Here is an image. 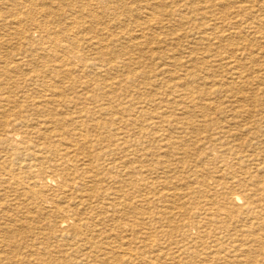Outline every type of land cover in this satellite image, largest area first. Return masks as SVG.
I'll return each instance as SVG.
<instances>
[{"label":"bare ground","instance_id":"1","mask_svg":"<svg viewBox=\"0 0 264 264\" xmlns=\"http://www.w3.org/2000/svg\"><path fill=\"white\" fill-rule=\"evenodd\" d=\"M182 8L180 0H0V264H264L246 242L264 246V108L236 112L241 137L231 148L233 133L205 119L215 135L206 158L223 161L214 175L198 160L189 200L179 195L189 167L182 173L170 158L191 152L189 125L201 134L186 103L210 111L202 73L221 57L236 80L225 94L264 83L263 65L240 62L264 59L243 35L261 34L260 22L249 13L245 29L217 21L189 30ZM156 172L174 173L176 187L150 181ZM257 227L261 234L241 238Z\"/></svg>","mask_w":264,"mask_h":264},{"label":"rangeland","instance_id":"2","mask_svg":"<svg viewBox=\"0 0 264 264\" xmlns=\"http://www.w3.org/2000/svg\"><path fill=\"white\" fill-rule=\"evenodd\" d=\"M191 0H180V2H181V4L183 5V8H182V10H181V12L183 13V15H184V17H185V19H184V21H185V23H188L187 25H186V27H185V29H193V28H197V25H201V24H203V25H209V26H212L214 23H216L217 21L219 22V24L221 25V22H224V23H226V26H225V28H229V26H238V23H242V24H240L239 25V28H241L242 26L241 25H243V27L241 28V29H245L246 27H247V24H248V20H245V21H243L241 18H245V16L246 15H248L249 13L252 15L251 16V18H250V21L251 22H253V21H255L256 20V22H260V27H259V29H261V30H259L260 32H262L261 34H253L252 35V37H250V36H248V33L246 32V31H248V29L246 28L245 29V31H243V35H244V33H245V35H246V37L248 38V39H250V41H248V43L250 44V47H251V49H252V53H254L255 52V55H258V53L261 51H259L258 49L259 48H264V0H222V1H220V0H192L191 2H190ZM196 1V2H195ZM237 1V2H236ZM240 1H242L241 3H239ZM247 1V2H246ZM260 1V2H259ZM262 1V2H261ZM183 2V3H182ZM211 2V3H210ZM220 2V3H219ZM226 2V4H224ZM229 2V3H228ZM235 3L233 6H232V4L233 3ZM253 2V3H252ZM258 2V3H257ZM188 3H189V5H188ZM192 3V4H191ZM200 3V4H199ZM213 3H214V5H213ZM238 3L240 4V6L238 5ZM244 3H245V5H244ZM261 3V4H260ZM203 4V5H202ZM230 4V5H229ZM243 4V5H242ZM250 6H249V5ZM222 5V6H221ZM223 5H224V7H223ZM238 7H237V6ZM242 5V6H241ZM186 6V7H185ZM189 6V7H188ZM219 8H218V7ZM230 6V8H228V7ZM247 6H248V8H247ZM211 7H212V9H211ZM233 7V8H232ZM252 7H254V9L252 8ZM209 8V9H208ZM252 8V9H251ZM183 9H185V10H183ZM216 9V10H215ZM220 9H221V11H220ZM201 10V11H200ZM247 10V11H246ZM255 10V11H254ZM214 11V12H213ZM245 11V12H244ZM261 11V12H260ZM189 12V13H188ZM204 14H203V13ZM219 12V13H218ZM223 12V13H222ZM254 13H255V15H254ZM198 14V15H197ZM222 14V15H221ZM258 14V15H257ZM209 15H210V17H209ZM219 17H218V16ZM198 16V17H197ZM207 16V17H206ZM230 17V18H229ZM190 18H192V22H190L189 21V19ZM204 18V19H203ZM260 18H262V19H260ZM215 19H217V20H215ZM229 19V20H228ZM194 20H195V23H194ZM207 20V21H206ZM231 20H234V21H231ZM198 21V22H197ZM231 21V22H230ZM241 21V22H240ZM200 22V23H199ZM238 22V23H237ZM247 22V23H246ZM255 22V25H258V23H256ZM263 24H262V23ZM212 23V24H211ZM246 23V24H245ZM233 24V25H232ZM235 24V25H234ZM243 35L240 37V38H237V42H240V43H242V42H245L244 41V39H243ZM254 36V37H253ZM250 37V38H249ZM257 37H259V38H257ZM256 39H258V40H256ZM253 41V42H252ZM251 42V43H250ZM239 43V44H240ZM237 45V44H236ZM252 45V46H251ZM235 46V45H234ZM201 47H205V43H203V46H202V44H201ZM204 51V50H203ZM257 51V52H256ZM254 54H252L251 56H253ZM222 58V57H221ZM219 59L220 61V63H221V65L219 66V65H217V64H214L212 67H211V69L213 70V71H215V72H212V70H210V71H206V73L205 72H203L202 73V76L204 77V79H202V82L203 83H201V85H202V88H203V90L202 91H200V95H202V94H204V97H208L207 98V101H209V102H211V103H213L212 105V108H210V111L209 112H205V111H203L204 112V114L202 113V111H201V109H198L199 107H201L202 106V104L200 105V104H197V105H195L194 107H193V105L191 106V103H186V106H188L189 108L190 107H192L191 109H193V110H191V112L189 113V115L190 116H194L193 117V119L194 120H192V121H194V123L196 124V126H197V124L198 125H201V130H200V132H201V134H198V135H196V134H194V133H191V125H189V129L187 128L186 130H187V133H186V138H190V140H188L187 142H185L186 144H187V146L188 147H190V149H189V154L187 155V157L185 156V154L184 153H182L181 152V150H180V152H181V156H180V153L178 154V155H175L176 154V152L174 151V152H172L171 153V156H170V158L171 159H173V163H174V165H175V167H178L179 168V170L181 169V167H183L181 170H182V173H184V169H185V166H186V164L188 165V170L186 171V177H189L188 178V180H186L185 181V177H184V179L182 180V182L179 184V195H180V202H182V201H186L187 200V196H186V194L188 193H190L191 191H190V188H192V186H195V185H197V183H195L196 182V179L194 178V177H191V176H194V175H191V176H189V171L190 172H192L193 170H195L196 169V167H195V165L196 164H198L199 163V165H202V167L203 166H205L206 168H209V169H211V166H212V169H211V171H215V172H217V173H215L214 175H220L219 173L220 172H218V169H219V167H220V163L223 161V160H216L215 158H217L216 157V154H214V152L212 153V155H211V157H213L212 159H208V158H206V152L208 151L209 152V150H210V145H211V143L210 142H208L207 143V139H206V137H210V136H215L214 135V132H213V130L211 131L209 128L210 127H207V128H205L204 126H203V124H204V122H205V119H208L209 118V122H212V121H215V123H213V126H215V125H221V127H222V130H223V127H224V129L225 130H228L229 129V131L230 132H232L231 134V137L229 138L231 141L229 142V144H227L226 146L227 147H232V145H233V143H232V140L233 139H236L237 137H241V135H240V132H239V130L242 128V126L241 125H238L239 123H237V117L235 116L236 115V112L237 111H239L240 109H243L242 107L244 106V107H248V109L250 108V109H260V108H264V83H262V82H258V83H256L255 85H253V89H248L247 87H245V88H240V92L238 91V90H234L235 92H237L236 94H233V93H231V92H228V93H226L225 94V92H223V90H227V89H230V87H228V86H231V85H234L233 83L231 84L229 81H231V82H234V81H236L235 79H233V78H228V75L230 74H232L231 72H230V70L229 69H227V67H223V65H224V63H222V59ZM243 60V61H242ZM242 61V62H241ZM254 59L252 58V57H244V58H242V59H240V62H241V64L243 65V67L245 68V66H248V64H250V63H252V65H255V67H254V69H253V71H257L258 69H260L261 71H262V65H263V67H264V59L263 60H258V61H255V63H254ZM247 62V63H246ZM248 62H250V63H248ZM258 64V69H257V64ZM245 65V66H244ZM263 70H264V68H263ZM253 71H249L248 73H249V75H251L252 76V73H253ZM211 72V73H210ZM223 73V75H221V73ZM227 72V73H226ZM210 74H212V75H210ZM216 75V76H215ZM229 75V76H230ZM205 76H208V79L205 77ZM214 77V78H213ZM222 78H224V79H222ZM209 81V83H208V81ZM206 80V81H205ZM215 80H217L219 83H217L216 85H213V82L215 81ZM222 80L223 81H225L224 83L222 82ZM212 82V83H211ZM226 82H227V84L228 85H224V84H226ZM229 82V83H228ZM208 83V85H206L205 86V84H207ZM210 83L212 84V86L210 85ZM210 85V86H209ZM205 87H207V88H205ZM209 87V88H208ZM213 87V88H212ZM226 87V88H225ZM205 88V89H204ZM215 88V89H214ZM217 88V89H216ZM162 90V89H161ZM206 90V92H203V91H205ZM209 90H211V91H209ZM219 90H221L222 92H220ZM245 90H246V92H245ZM248 90V91H247ZM163 91V90H162ZM233 91V92H234ZM252 91V95H253V98H255L254 100L253 99H249L248 101H247V98H248V96H247V94L249 95V93ZM253 91H255V92H253ZM201 92H203V93H201ZM242 92V93H241ZM205 93H207V95H205ZM217 93V94H216ZM223 93V94H222ZM240 93V94H239ZM246 93V94H245ZM255 93V94H254ZM233 95H235V96H233ZM239 95H241V96H239ZM225 96V99L223 98ZM261 96V97H260ZM231 97H233L232 99L233 100H230V98ZM259 98V99H258ZM221 99V100H220ZM224 99V100H223ZM238 99V100H237ZM240 99V100H239ZM220 100V101H219ZM235 100V101H234ZM213 101V102H212ZM240 101V102H239ZM244 101V102H243ZM232 102H233V104H232ZM236 102V103H235ZM256 102V103H255ZM262 102V103H261ZM215 103H216V105H215ZM219 103H220V105H219ZM230 103V104H229ZM239 105H238V104ZM244 103H245V105H244ZM172 104H175V103H172ZM188 104V105H187ZM232 104V105H231ZM237 104V105H236ZM241 104V105H240ZM252 104V105H251ZM166 106H167V104H165ZM176 105V104H175ZM175 105H171V107L172 108H169V109H173L172 111L174 112V113H177V115H179L180 117H185V115H187V114H182V112L181 111H178L177 110V108L175 107ZM218 105V106H217ZM261 106V107H260ZM218 107H221V108H219L218 109ZM225 107V108H224ZM237 107V108H236ZM167 108V107H166ZM214 108V109H213ZM234 108H235V110H234ZM174 109H176V110H174ZM196 109H198L199 111H197ZM213 109V110H212ZM237 109V110H236ZM216 110V111H215ZM220 110V111H219ZM179 112V113H178ZM231 112V113H230ZM192 113V114H191ZM212 113H214V114H212ZM230 113V114H229ZM194 114V115H193ZM206 114V115H205ZM207 114H210V116L208 117V115ZM205 115V116H204ZM213 115V116H212ZM215 115V116H214ZM223 117H225V118H222V116ZM258 115V114H257ZM228 117V118H227ZM234 117H236V118H234ZM261 118L262 116L261 115H258V118ZM220 118H222V119H220ZM253 118V117H252ZM202 119V120H201ZM246 119H248V117H246ZM219 120V121H218ZM225 120V121H224ZM220 122V123H219ZM223 122V123H222ZM245 122H247V120L245 121ZM233 123H234V125H233ZM243 123V122H242ZM215 124V125H214ZM263 125H264V121H263ZM213 126H211V127H213ZM228 126V127H227ZM231 126H232V128H231ZM235 126V127H234ZM240 126V127H239ZM204 128H205V130H204ZM209 129V130H208ZM231 129V130H230ZM190 131V132H189ZM234 131V132H233ZM237 131V132H236ZM229 133V132H228ZM213 134V135H212ZM192 135H194V136H192ZM236 135H239V136H236ZM197 136V137H196ZM199 137V138H198ZM216 137H218V136H216ZM194 139L196 140V141H194ZM203 140V141H202ZM196 142V143H195ZM197 142H198V144H197ZM193 143V144H192ZM194 144H197L196 146L194 145ZM232 144V145H231ZM156 146V145H155ZM207 146V147H206ZM213 146V145H212ZM193 148V149H192ZM244 148L246 149V148H248V146L247 145H245L244 146ZM199 149V150H198ZM209 149V150H208ZM202 151V152H201ZM256 150H254V149H252V150H250L249 151V149H247V151L245 152L246 154H249V153H253V152H255ZM262 151H264V149L262 150ZM156 153L157 152H155V153H152V154H154L155 155V158L157 157V155H156ZM163 154H165V153H163ZM174 154V155H173ZM203 154V156H201ZM183 155V156H182ZM205 156V157H204ZM259 156H263V154H262V152L260 153V155ZM179 157H181V158H179ZM200 157H202L201 159H200ZM204 157V158H203ZM264 157V156H263ZM155 158H154V161H155ZM258 158H260V157H258ZM157 159V158H156ZM203 159V160H202ZM186 162H185V161ZM198 160H199V162H198ZM206 160V161H205ZM214 160V161H213ZM196 161V162H195ZM150 161L148 160V162L147 163H149ZM178 164H177V163ZM198 162V163H197ZM213 162V163H212ZM147 163H144V165L145 164H147ZM189 163H190V165H189ZM201 163H203V164H201ZM212 163V164H211ZM136 164H137V167H138V169L140 168V163H137V162H135V163H133V166H136ZM211 164V165H210ZM217 164H219V165H217ZM179 165H180V167H179ZM182 165V166H181ZM190 166H191V168H190ZM216 166V167H215ZM214 168V169H213ZM141 169H142V167H141ZM138 175V174H137ZM158 176H160L157 172L156 173H153L151 176H150V181H154V180H160V181H162V179L163 180H166L167 178H168V180L167 181H169V183H168V185H169V187L171 186V187H176V185H174V183H176L175 181H174V178H173V176H174V173H171V174H169V177H167V175L166 176H164V178H162V177H158ZM139 177V176H138ZM166 177V178H165ZM157 178V179H156ZM153 179V180H152ZM195 180V181H194ZM173 181H174V183H173ZM188 182V183H187ZM191 182V183H190ZM187 184V185H186ZM180 192H181V194H180ZM183 194V195H182ZM191 197V195H189V198ZM189 198H188V200H189ZM169 203V202H168ZM167 205V202L166 203H161L160 204V206H166ZM189 204L187 203V205L186 206H188ZM163 209H166V208H163ZM152 210H153V208H152ZM189 216H187L185 219H187ZM247 224V221L245 220V218H242V220H241V222L240 223H236V224H234L235 226H237V228L238 229H242V228H244L245 226L244 225H246ZM151 227V226H150ZM241 227V228H240ZM261 227V226H260ZM260 227H257L256 229H255V231H253V232H251V231H248V230H245V231H240L241 232V234H242V236H241V238L242 239H247V240H249V239H251L252 238V235L253 236H255V235H257V234H261L262 232H261V230H260ZM153 230H155L156 229V226L155 227H151ZM259 230V231H258ZM251 235V236H250ZM129 236H131V235H129ZM140 237V236H139ZM138 240V239H137ZM249 245H251V244H254L255 246V248H257V251L255 252L258 256L257 257H260V256H264V246H260V245H262V244H260V245H258V243H254L253 241L252 242H248V241H246ZM226 244V243H225ZM263 251V252H262ZM260 255V256H259Z\"/></svg>","mask_w":264,"mask_h":264}]
</instances>
